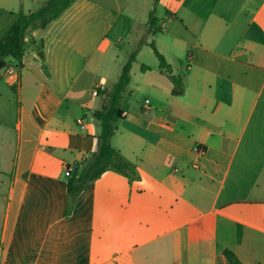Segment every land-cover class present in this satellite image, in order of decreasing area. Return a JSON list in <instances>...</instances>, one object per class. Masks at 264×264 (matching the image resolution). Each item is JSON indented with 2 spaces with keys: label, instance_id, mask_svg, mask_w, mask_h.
Returning a JSON list of instances; mask_svg holds the SVG:
<instances>
[{
  "label": "crops",
  "instance_id": "0c3cea01",
  "mask_svg": "<svg viewBox=\"0 0 264 264\" xmlns=\"http://www.w3.org/2000/svg\"><path fill=\"white\" fill-rule=\"evenodd\" d=\"M44 1L0 0V37ZM157 2L123 0L119 22L118 4L75 0L28 32L13 80L0 71V264H264V0H167L159 20ZM132 55L110 139L129 167L71 205Z\"/></svg>",
  "mask_w": 264,
  "mask_h": 264
},
{
  "label": "trees",
  "instance_id": "16d2710c",
  "mask_svg": "<svg viewBox=\"0 0 264 264\" xmlns=\"http://www.w3.org/2000/svg\"><path fill=\"white\" fill-rule=\"evenodd\" d=\"M74 1L75 0H45L44 3L34 11L28 13L19 11L16 14L14 23L0 37V71L6 66L7 61L20 66L25 52L28 32L33 29L45 28L52 21L58 19ZM150 47L158 61L159 68L163 73L170 76L175 85L172 91L173 94H180V81L171 74L172 71L170 66L155 45L150 43ZM133 62L134 55H132L122 67L116 83L111 89L105 92L106 105L101 111L96 113L95 117L99 128L98 138L100 140V149L86 162L85 166L76 176V179L68 181L67 191L71 205L84 186L98 178L107 169L113 168L122 172L129 167L121 158L119 152L112 147L110 139L118 130V122L122 118L120 102L129 83V74ZM223 253L230 264H242L230 251L225 250Z\"/></svg>",
  "mask_w": 264,
  "mask_h": 264
},
{
  "label": "rangeland",
  "instance_id": "374dc122",
  "mask_svg": "<svg viewBox=\"0 0 264 264\" xmlns=\"http://www.w3.org/2000/svg\"><path fill=\"white\" fill-rule=\"evenodd\" d=\"M97 2H99V3H101V4H103L104 6H108V7H114V9H115V11H116V6H117V4H118V6L119 7H121L120 8V11H123L122 12V16H120V18H119V22H122L123 20H124V16H126L127 15V11H126V9H124V7L122 6V2H123V0H96ZM166 3H167V0H160V2L158 3H156L155 4V6H156V12H155V15H156V18L159 20V19H161V17L163 16V15H165V7H166ZM152 15H153V12H152ZM159 34L161 33V32H158ZM121 39H123L124 40V36L121 38ZM118 46L119 47H121V49H125V48H127V40L123 43L122 41L118 44ZM146 52H149V51H147V49H146ZM227 55V57H234L233 55H230V54H226ZM150 56V58H152V60H156L155 59V57L153 56V55H149V53H148V57ZM147 58H143V60H146ZM186 56H185V58L183 59V62H186ZM148 60V59H147ZM157 61V60H156ZM135 66V65H134ZM138 67L136 66V77L135 78H133V80H132V83H131V85L129 86V88H131V92H133V95L131 96V98H132V100H134V101H137V102H142L147 96H146V94L144 93V91H142V90H139V89H136L135 88V83H137V81H136V79H137V76H139L138 74H139V71H138V69H137Z\"/></svg>",
  "mask_w": 264,
  "mask_h": 264
},
{
  "label": "built area",
  "instance_id": "2783aa9c",
  "mask_svg": "<svg viewBox=\"0 0 264 264\" xmlns=\"http://www.w3.org/2000/svg\"><path fill=\"white\" fill-rule=\"evenodd\" d=\"M3 76L5 77L6 80H13L16 77V67L13 65H6L2 70ZM94 95H96V92H93ZM148 103V101H146ZM65 175L68 176L70 173V169L66 168L65 169Z\"/></svg>",
  "mask_w": 264,
  "mask_h": 264
}]
</instances>
